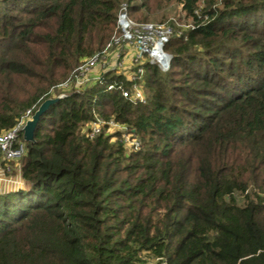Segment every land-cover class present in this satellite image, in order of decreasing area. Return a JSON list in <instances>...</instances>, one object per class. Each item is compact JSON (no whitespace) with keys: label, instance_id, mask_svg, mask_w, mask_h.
<instances>
[{"label":"trees","instance_id":"16d2710c","mask_svg":"<svg viewBox=\"0 0 264 264\" xmlns=\"http://www.w3.org/2000/svg\"><path fill=\"white\" fill-rule=\"evenodd\" d=\"M164 1L0 0V134L109 43L120 4L147 23ZM174 1L191 26L167 72L145 66V104L94 85L41 116L25 189L0 192V264H264V0ZM95 115L139 148L87 139Z\"/></svg>","mask_w":264,"mask_h":264},{"label":"built area","instance_id":"2783aa9c","mask_svg":"<svg viewBox=\"0 0 264 264\" xmlns=\"http://www.w3.org/2000/svg\"><path fill=\"white\" fill-rule=\"evenodd\" d=\"M173 34V29L164 24L138 23L134 21L129 16L127 3H122L119 6L115 30L109 43L101 51L82 61L64 82L51 89L50 94H52L54 89L69 91L70 94L97 85L104 92H118L123 99L128 100L132 104L143 105L146 103L142 92L145 85V66L154 67L161 73L169 70L172 56L165 51V46ZM179 34L180 32L177 35ZM125 48L133 50L134 62L132 74L127 75V77L118 73L121 64H123L121 50ZM112 57L114 60L112 64H117L113 69L105 71L102 77H92L90 75L91 71L100 64L106 66L107 60ZM111 72L114 75H110ZM104 76H121L131 83V89H125L121 83L105 82ZM60 96L64 97L65 95L61 94ZM32 115L30 110L27 111L14 128L0 134V159L2 162L11 163L25 155L26 146L22 138V128ZM111 123L113 124L114 122L111 121ZM103 126L102 119L95 115L93 122L86 125L85 129H82V134L87 139H93L101 133ZM130 136L132 135L130 134ZM133 138L136 139L135 137Z\"/></svg>","mask_w":264,"mask_h":264},{"label":"rangeland","instance_id":"374dc122","mask_svg":"<svg viewBox=\"0 0 264 264\" xmlns=\"http://www.w3.org/2000/svg\"><path fill=\"white\" fill-rule=\"evenodd\" d=\"M135 1V0H134ZM213 7L217 9L222 8V0H201L199 9L205 8V7ZM154 9V6L152 7ZM154 14L152 16V19L148 20L147 23L151 24H164L166 26H169L173 29V31H187L190 26L191 22L190 20L186 19L184 14L181 12L180 6L174 1H164L163 3L160 4V6H156L154 9ZM130 17L131 14L129 13ZM132 18V17H131ZM121 54L123 55L121 59L123 60V64H121L120 69L118 73L124 74L129 76L132 74V69H133V50L131 48H125L121 50ZM114 63L113 57L109 60H107V65L102 66L101 64L93 69L90 73L92 77H102L104 75V72L113 69L115 65L117 64H112ZM113 65V66H112ZM112 71V70H111ZM113 73L111 72L110 75ZM114 75V74H113ZM68 78V77H67ZM142 92L144 93L145 99L148 97V92L144 88L142 89ZM68 95L69 91H62L59 89H54L51 94V98L49 99H55L58 95ZM50 95V94H49ZM102 119V118H101ZM104 126L101 128V132L105 133V135L108 136H114L117 133L121 134V140L123 141V145L127 151H134L135 148H139V142L138 139H134L133 136H130V134L127 133L125 127L117 125V124H112L111 121H106L102 119ZM85 129V128H84ZM115 139L112 138V142H114ZM20 160L18 159L14 162L18 163L20 165ZM13 162V163H14ZM1 189V188H0ZM156 261H146L145 263L142 264H155Z\"/></svg>","mask_w":264,"mask_h":264},{"label":"crops","instance_id":"0c3cea01","mask_svg":"<svg viewBox=\"0 0 264 264\" xmlns=\"http://www.w3.org/2000/svg\"><path fill=\"white\" fill-rule=\"evenodd\" d=\"M2 163L0 159V191L8 193L20 190V187L23 186L20 165L11 162L9 166L3 168Z\"/></svg>","mask_w":264,"mask_h":264},{"label":"water","instance_id":"95a60500","mask_svg":"<svg viewBox=\"0 0 264 264\" xmlns=\"http://www.w3.org/2000/svg\"><path fill=\"white\" fill-rule=\"evenodd\" d=\"M172 60V58H171ZM62 97L59 95L55 99H48L44 101L34 112V114L24 123V126L22 128V133H23V142L24 143H33L34 139V131L39 123V120L41 116L51 107L54 106L56 103L59 102V100ZM25 189V184L23 182V186L20 187V190ZM1 192V191H0Z\"/></svg>","mask_w":264,"mask_h":264}]
</instances>
